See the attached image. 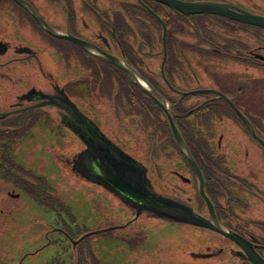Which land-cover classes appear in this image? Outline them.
I'll return each instance as SVG.
<instances>
[{
	"label": "flooded vegetation",
	"instance_id": "af4514ba",
	"mask_svg": "<svg viewBox=\"0 0 264 264\" xmlns=\"http://www.w3.org/2000/svg\"><path fill=\"white\" fill-rule=\"evenodd\" d=\"M24 1L31 4L55 31L88 42L123 60L140 73L152 88L145 86L150 94L160 102L161 98L165 100L176 128L203 175L205 192L214 205L218 221L247 239L264 259V167L259 168L255 176L249 162H238L235 159H248V148L240 149L241 154L236 155L231 144L233 142L227 140L232 129L224 127L222 131L220 126L231 120L228 125L232 127V122L237 121L241 128L239 130L245 131L247 137H252L228 102L218 94L207 92L215 91L225 96L251 122L257 136L264 140V78L256 81L246 75L244 83L248 84L234 86L230 75L218 69L221 64H237L245 67L246 71L254 67L264 72V49L254 47L253 35L248 33V27L242 28L238 24L250 25L218 15H208L236 23L232 24L230 31L219 20H193L191 17L203 15H184L151 0ZM136 4L154 20L142 18ZM7 7L22 14L11 20L29 25L33 28L32 31L38 30L43 40L46 37L48 43L53 44L52 55L56 58V66L59 60H66L71 66L80 67L85 78L62 86L49 74L50 81L46 87L30 85L16 93L11 86V78L6 74L2 77L4 82H9L10 87L7 91L8 100H0V114L17 113L7 117L0 116V165L7 167L9 172L15 171V175L23 174L24 168L17 161V154L21 146L25 145L23 143H29L34 146L35 151H43L51 156L45 158V161H38L37 167L42 163L47 166L48 162H53L103 190L124 206L130 219L125 224L96 230L98 232L113 228L101 234L131 229L142 217L165 222L150 218L145 213L136 217L134 211L116 195L118 188L109 181L111 178L117 182L135 184L140 181L142 170L159 195L189 203L196 213L208 218V207L200 195L196 174L178 147L167 115L154 98L107 60L93 55L68 39L51 35L15 0H0V9ZM129 7H133L134 18L128 15ZM51 8L61 9L65 16H47L42 11ZM259 8L257 13H251L264 16V7ZM171 10L187 18L173 20ZM2 38L0 37V58H12L0 64V69L29 60L38 62V50ZM158 47L161 48L160 52ZM157 55L161 56V63L157 69H153L149 62ZM38 69L41 70V66ZM76 89H82L86 96H92L99 89L102 97L111 104V115L117 117V132H112L109 124L103 123L104 126H100L77 101L74 95ZM67 99L92 122L89 127L78 123L61 109V103ZM194 115L199 122L197 128H192L191 131L197 132L198 144H193L192 148L198 156L193 154L187 140L189 118ZM140 133L143 139L138 136ZM67 135L75 140L77 147L61 152L65 150L62 139ZM125 136L131 138L125 139ZM19 141L20 146H15ZM138 145L144 149L142 151L146 153V161L141 160L140 155L134 152ZM261 148L263 149L262 146ZM202 154H207V159ZM29 159L33 161L32 157ZM161 165L166 172L165 192L160 191L150 177ZM37 177L38 184L47 183L45 175ZM189 189L192 192L188 195ZM247 206L248 219H242L238 212ZM168 223L212 232L228 242L229 246L226 248L235 260L241 264H252L235 257L240 248L211 230L184 223ZM61 225L62 228L50 227L45 234V244L36 252L26 255L35 256L52 245L55 246L58 242H53L50 236L56 234L62 244H71L72 251L76 254L78 246L86 239L77 243L82 236L75 240L69 233V229L74 231L76 226ZM226 248H217L216 252L207 248L205 252L197 254L217 255L205 259L213 260L219 258Z\"/></svg>",
	"mask_w": 264,
	"mask_h": 264
},
{
	"label": "rangeland",
	"instance_id": "374dc122",
	"mask_svg": "<svg viewBox=\"0 0 264 264\" xmlns=\"http://www.w3.org/2000/svg\"><path fill=\"white\" fill-rule=\"evenodd\" d=\"M225 1L255 13L260 6L264 7V0ZM42 11L47 16L61 15L62 18L65 16L61 9L51 8ZM14 16H22V14L8 7L0 9V37L38 50V62L29 60L0 69L1 101L8 100L7 91L10 87L9 82H4L2 79L5 74L11 78V86L16 93L30 85L46 87L50 81L49 74L53 75L62 86L85 78L80 67L71 66L66 60H59V65L56 66V58L52 55L53 44L48 43L46 37L43 40L38 30L32 31L33 28L29 25L11 20ZM157 49L158 52L161 51L160 47ZM11 58L12 56L0 58V64ZM149 63L151 68L157 69L161 63V56H155V59ZM39 66L41 70L38 69ZM218 69L230 75L234 86L244 83L246 75L256 81L264 78V72L254 67L246 71L245 67L237 64L228 66L221 64ZM245 84L248 83L243 85ZM74 95L101 127L109 124L112 132H117V117L111 115L112 109L109 106L111 104L102 97L99 89L92 96H86L82 89H76ZM228 122L230 123L231 120L222 124L220 128L222 131L224 127L232 129L227 140L233 142L231 144L236 155L241 154L240 149L245 147L249 152L248 159L244 157L235 159L238 162L243 160L249 162L255 172L254 175L257 176L259 168L264 167L263 149L255 140L247 137L245 131L243 133L239 130L241 128L237 121L232 122L234 124L232 127ZM138 136L143 139L141 133ZM62 142L65 150L61 152L77 147V143L69 135L62 139ZM15 144L17 147L20 146V141ZM23 144L25 145L21 146L17 154V161L24 168L23 174L15 175V171L9 172L7 167L0 165V264H78L79 259H86L87 264H241L230 255L226 248L229 246L228 242L212 232L145 217H142L131 229L89 237L78 246L76 254L72 251L71 244H62L59 235L56 234L50 236L53 242H58L55 246L52 245L41 254L27 256L26 254L36 252L45 244V234L51 229L50 227L62 228L61 224L74 225L73 227L76 226L74 231L69 229V233L78 240L87 232L93 233L98 229L125 224L130 216L121 203L64 167L53 162H48L47 166L42 163L37 167L38 161H45V158L51 156L43 151H35L34 146L29 143ZM142 150L144 149L138 145L134 152L140 155L141 160L146 161V153ZM30 157L33 161L29 159ZM158 169L161 172L156 169L155 174L150 177L153 178L154 185L165 192V184H167L165 168L161 165ZM42 175L46 176L45 180L47 179V183L43 185L44 195L33 194L31 190L25 188L27 185L40 187L37 176ZM189 192L192 191L189 189L188 195ZM238 214L242 219H248V206ZM224 247L227 250L217 259L191 257L192 253L205 252L207 248H212L210 250L216 252L217 248Z\"/></svg>",
	"mask_w": 264,
	"mask_h": 264
},
{
	"label": "water",
	"instance_id": "95a60500",
	"mask_svg": "<svg viewBox=\"0 0 264 264\" xmlns=\"http://www.w3.org/2000/svg\"><path fill=\"white\" fill-rule=\"evenodd\" d=\"M15 1L20 6H22L35 20H37L38 23L42 27H44V29L48 31L51 35L68 39L76 43L86 51L92 53L93 55L100 56L103 59L107 60L117 68L121 69L141 90H143L145 93L153 97V95H151L148 89H146L145 87L148 86L149 88H151V86L140 75V73H138L136 69L126 64L123 60L102 51L101 49L97 48L96 46L88 42H85L80 39H76L70 35H63L55 31L44 21V19L41 17L38 11L31 4H29L24 0H15ZM151 1L170 7L184 15H204V14L218 15L229 20H233L236 22H240L243 24L264 29V16L245 11L241 8H238L226 2H214V1L188 2L183 0H151ZM150 12L156 18H158V16L155 13H153L151 10ZM207 92L218 94L225 101H227L228 104L231 106V108L234 110V112L238 115L239 119L242 121V123L244 124L246 130L249 132L251 137L255 141H257L264 149V140L261 139L259 136H257L251 122L239 111V109L234 104H232L225 96L215 91H207ZM154 100L159 104V106L162 108L164 113L167 115L168 120L172 127L174 138L178 144V147L196 174L199 185V192L201 197L206 202L209 216L208 218L202 217L201 215L195 212L194 208L189 203L159 195L155 191L153 186L149 183V181L146 179L145 172H143V170L141 171L140 174V181L136 182L135 184L128 183L127 181L117 182L115 181V179L111 180V178H109V181H111L114 184V186L118 188V191L115 192L116 195L122 200V202L126 206L130 207L134 211L136 217H139L140 215L145 213L150 218L161 219L165 222L184 223L195 227L211 230L223 236L224 238L230 240L240 248V251L236 253V255L234 254L235 257L240 259V261H249L252 264H264V259L260 257V255L255 251L254 247L252 246V244L248 242L247 239H245L243 236L239 235L238 233L227 229L218 221L215 213L214 205L205 192L203 175L194 157L192 156L186 142L184 141L178 129L176 128L174 120L168 111V106L166 105L165 100L162 98H161L162 102L158 101L156 98H154ZM61 105H62L60 106L61 109H63L72 118H75L78 123H81L86 127L87 126L89 127L90 124L92 123L68 99L63 103H61ZM13 113H17V112L0 114V116L7 117ZM112 229L113 228L98 232H93V233L89 232L83 235L77 241V243L85 239H88L89 237L95 234H101L103 232L111 231ZM213 256H217V255H206V254L200 255L196 253L191 254V257L194 259H208V258H212Z\"/></svg>",
	"mask_w": 264,
	"mask_h": 264
},
{
	"label": "trees",
	"instance_id": "16d2710c",
	"mask_svg": "<svg viewBox=\"0 0 264 264\" xmlns=\"http://www.w3.org/2000/svg\"><path fill=\"white\" fill-rule=\"evenodd\" d=\"M137 5V4H136ZM130 10H129V13L128 15L131 17V18H134L135 17V12L133 10V7H129ZM137 8L141 11L140 13V16L142 18H145V20H154L145 10H143L141 7H139L137 5ZM24 13L25 11L22 10ZM26 15H28L27 13H25ZM170 16L173 20H184L186 19L187 17L179 14L178 12L174 11V10H171V13H170ZM193 18V20H219L221 22V24L226 27L227 29H229L230 31L232 30V24H236V23H232V22H229L227 21L226 19L224 18H221V17H218V16H208V15H203V16H195V17H191ZM141 20V19H140ZM239 26H241L242 28H246L248 27V33H251V35H253V46L254 47H259V48H263L264 49V30L263 29H260V28H257V27H253V26H246V25H240L238 24ZM190 121H189V128H188V132H189V135L187 136V140L189 142V146L191 147V150L193 152V154L195 156H198L197 155V152H195V149L192 148V145L194 144H198V141H197V132L194 130V132H192V128L196 129L197 127V124L199 122L198 120V117L196 115L194 116H190ZM204 121H207V119H205ZM203 156H205V158L207 159L208 155L207 154H202ZM199 156L201 157V154H199ZM41 185V184H39ZM37 186V185H36ZM27 190H31V192L33 194H36L37 195H42L43 194V191H44V186L41 185L40 187L37 186V188H34L32 187L31 185H27V187H25ZM44 195V194H43ZM78 261V264H87L86 263V259H79L77 260ZM95 264H101V263H95ZM235 264V263H233ZM243 264H248V263H243Z\"/></svg>",
	"mask_w": 264,
	"mask_h": 264
}]
</instances>
